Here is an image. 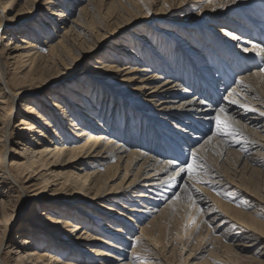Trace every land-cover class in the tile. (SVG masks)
Instances as JSON below:
<instances>
[{
    "label": "bare ground",
    "instance_id": "obj_1",
    "mask_svg": "<svg viewBox=\"0 0 264 264\" xmlns=\"http://www.w3.org/2000/svg\"><path fill=\"white\" fill-rule=\"evenodd\" d=\"M38 1L10 0L5 10L0 12V236L3 239L0 245V264H167L162 254L166 247L169 249L168 264H184L191 255L189 252L184 259L180 255L181 249L186 246L184 242L181 243L178 232L174 231L173 235H163L161 232L163 226L168 228L172 214L178 208L176 201L172 200L177 192L180 193L182 202H186L193 212L196 211L195 205L210 208L206 211V217L210 222L217 223L211 229L203 222L202 228L198 229L195 241H206L204 248L210 246V251L206 258L195 264H230L235 262L237 252L242 253L245 249L258 245L259 248L253 253L255 257H248L246 261L264 264V233L260 227L263 224L251 217L260 216L264 211V191L256 194L247 190L249 194H246V205L236 201L233 195L234 191L242 192L243 185L238 180L244 169L250 174H257L264 181V116L260 115L263 110L259 107L256 111L245 112L237 105L220 99L222 93L223 96L227 95L228 90L233 88L237 91L235 98L249 107L252 105L247 100L250 95L264 99V76L257 71L254 72L255 75H244V85H237L235 82L232 88L229 85L236 80H232L234 71L254 67L257 61L245 58L242 52L243 55L240 56L233 51L228 42L234 43L235 40L229 36L228 42L214 41L213 48L220 50V62L213 64L217 65L215 69L222 70L225 67L227 75L224 68L222 74L217 72L221 78L224 75L222 88L206 87L203 84L207 85L204 76L206 73L203 71L207 72L214 60L209 63L212 56L204 53L206 48L201 47L199 50L198 47H191L188 40L181 37V33V36L176 35L180 40V47L172 54L165 50L159 52L157 46L148 45L146 34L142 36L140 33L135 34L134 38L145 48L142 55L130 47H134L133 42L114 45L116 49L112 51V59L99 55L83 75L91 76L90 87H95L97 97L102 95L107 100L120 101L127 113L142 117L141 121L148 126L150 136L142 134L136 137V134L128 131L121 132L117 119H112L110 123L107 121L110 124L108 127L102 120L95 121V115L89 116L84 110L94 100L91 96L84 98L87 101V105H84L85 100L78 103L73 99L74 94L66 91L64 94L67 96L63 94L62 101L56 88L61 82L73 79V71L81 65L82 60L99 54L105 48L108 37L112 42L123 37L121 32L125 25L122 21H127V13L132 17L136 16L137 21L152 22L153 30H157L160 25L158 20L180 10L186 0H49L48 3L41 1L42 4L37 5ZM143 1L148 2L145 4ZM260 1L264 0H237L235 4L228 3L222 9L227 19L224 21L211 17L208 19L209 23L224 26H216V34L232 32L241 37V42L249 39L257 42L264 40V4ZM200 2H204L199 5L202 7L199 12L202 13L208 5L211 6L208 8L210 11L221 10L218 5L225 3V0H213L212 3H208V0L196 1ZM13 3H19L21 10L14 16H7ZM242 5L251 12L248 16L240 15ZM31 7L35 8L28 12ZM73 7L76 8L74 11L71 10ZM37 10H47V15L43 13L40 17L41 24L35 23L28 29L24 28L25 30L16 25L17 22L27 20ZM71 12L76 15L74 20H70L71 15L68 17L67 13ZM92 21L95 27L90 25ZM245 26L247 29L250 26V30H246ZM94 28L97 30L93 33L91 31ZM232 29L239 30L240 33ZM22 34L25 37L20 38L19 35ZM92 40L97 45L92 44L79 50L77 63H73L72 59L69 60L71 64L61 62V59H65L67 49H78L81 44ZM42 46L47 48L46 56L42 55ZM122 56L126 62L119 59ZM60 62L67 66L62 67ZM58 66L65 71L55 72ZM104 83L121 86V89L118 88L114 94L106 87V90L101 87L105 86ZM211 89L214 91L211 92ZM72 92L75 93L74 90ZM44 93H47L45 97L49 105L36 101ZM199 100H205L206 103L201 105ZM64 101L67 104H77L67 106ZM18 103L21 107L19 112L16 111ZM220 104L239 121L237 127L242 135L238 138L241 143L225 144L221 142V138H214L211 143L205 144L214 127V121L210 117L215 115L214 110ZM76 108L81 110L77 115ZM92 109L95 106H91ZM98 110L100 112L101 108ZM58 114L62 122L56 120ZM82 116L89 117L94 124L88 125ZM15 118L18 121L15 130L21 135L17 139L23 142V147L21 154H15L16 158L11 160L10 144L14 143L11 141L9 128ZM63 122L70 123L67 129L73 136H68L70 132L64 129ZM25 136L31 137V142ZM54 136L55 140H50ZM202 144L209 149L201 152L209 169L208 174L203 177L208 183L197 184L192 188L186 178H178L171 184H163L167 174L162 170L168 167L167 161H183L190 155L192 148H199ZM214 147L220 152L215 156L219 158L216 159L217 163L212 164L208 161V154L215 151ZM230 149L237 151V158L240 157L239 162L236 161L239 167L232 169L231 173L228 157L232 153ZM61 166H71L74 170L67 172L64 179L51 178L55 174L51 170ZM168 171L171 172V169ZM33 180L39 184L32 185ZM181 184L190 186L192 199L179 186ZM39 185L42 187L35 189ZM48 186L55 189L46 193ZM27 193L31 195L33 205V211L29 215L31 224L16 227V242L7 244L5 239L8 233L13 230L16 221H21L18 211L22 197ZM80 194L96 203L95 209L91 207L93 211L84 210L81 206L74 208L75 205L70 203L66 205L69 211H62L65 205L61 207L50 202L49 204L57 206L54 209L43 203L46 202V196L78 200ZM146 194L149 196L145 197ZM133 195L140 200L135 203L141 204L143 211L117 202L118 199L128 200ZM144 199L148 201L146 205H142ZM15 202L16 205L12 207L11 204ZM60 202L63 203L64 199H60ZM105 202L119 203L117 206L122 209L116 210L115 207L108 211L136 224L134 226L140 231L139 234L133 233L132 227L126 222L101 214L99 207H104ZM240 204L242 210H238ZM186 205H182V209L186 210ZM260 205L262 208L257 209ZM94 211L99 214L96 215ZM76 214L85 220L81 219V223H78ZM199 217L200 214L195 219L198 220ZM219 231L223 238L215 236ZM159 235L164 239L162 245L158 241ZM126 242H131L132 247L130 252L123 254L127 249ZM82 244L89 245L84 251L91 258L81 252ZM100 246L105 249H97ZM190 247L192 250L195 248L193 245ZM114 251L121 254L116 252L118 255L113 256ZM134 254H138L139 259H133ZM174 254L180 261L176 262Z\"/></svg>",
    "mask_w": 264,
    "mask_h": 264
},
{
    "label": "rangeland",
    "instance_id": "obj_2",
    "mask_svg": "<svg viewBox=\"0 0 264 264\" xmlns=\"http://www.w3.org/2000/svg\"><path fill=\"white\" fill-rule=\"evenodd\" d=\"M9 1L10 0H0V4H2V8H0V12L3 11V9L5 10V7L8 5ZM41 1H44V0H39L37 2V5L42 4ZM50 1H54V0H50ZM60 1L63 2L62 0H60ZM118 1L122 2L123 0H118ZM196 1L197 0H186L184 6L180 10L167 14L164 17V19L162 18V20H161L162 22L160 20H158L160 25L157 26V30L156 29L153 30L152 22L146 23V21H139V20L137 21L136 20L137 19L136 16L132 17L129 13H127V17H125V19L127 21L126 22L122 21V24L125 25V27L123 28V30L121 32V34H123V37L121 39H119L117 42H112L110 40V37H108V40H105V42H106L104 44L105 48L102 49L99 52V54H97L95 56H92V57L88 56L89 58H87V59L85 58L84 60H82L81 65L79 67H77L74 71L72 70L73 73H75L74 74L75 76H73V79H71L70 81H68L66 83L61 82L60 84H58L56 89L58 91L57 94L60 96L59 97L60 100L63 101V99H64L63 94L66 91H71V93L74 94V96H75V98H73L74 101H77L78 103H79V101L81 103V100L84 101L85 100L84 98H89L91 96L94 100H92L91 103L88 104V105H87V101L85 100L86 103L84 102V105L86 104L88 107L86 106L87 108L86 109L84 108L85 109L84 111L89 116L93 117V115H95L94 116V120L95 121L96 120H102V122L104 121V125L110 127V124H107V121H108V123H110V121L112 119H117L116 123L120 127L121 132H123V131L127 132L128 131L130 133L136 134L137 135L136 137H139V135H142V134L148 135V132H147L148 126H146L145 122L142 123V121H141L142 117L138 118L137 114H135V113L134 114L133 113H129V112L127 113L126 109L124 108V106H122V103H120V101H114V100H109V99L107 100L102 95H99V97H97L96 94H95V90H94L95 87H90L89 78L91 76H87L85 74L83 75V73H85L87 71L88 67L92 66L94 64L93 60L96 57H99V55L105 56L107 59H112L111 55L114 52L113 50L116 49L114 47V45H118L120 43H123V44L126 43L127 44L128 42H133L134 43V47L131 46V45H130V47L134 50V52H136L137 54L139 53L141 55H142V53H145V51H144L145 48L142 47L143 45L141 43H139V42L137 43L136 39L134 38V35L135 34H139V33L142 36L146 34V36H145L146 39L145 40H147L148 45L152 44L154 46H157L159 52H162L163 50H165L167 53H169V52L171 54L172 53H176V50L179 49L180 44H181L180 40L177 39L178 37H176V35L177 36L178 35L181 36L180 33L182 34L181 37H184V39L188 40V42L190 43L191 47L193 46V48H196V49L198 47L199 50L201 49V47L202 48L203 47L206 48V50H204V53L206 52V55L209 53L212 56V59H210L209 63L212 60H214V62H212V66L209 68L210 70L207 69V72H206V70L203 71V72L206 73V75H204V76L206 77L207 85L205 83H203V84L206 87L218 86V87L222 88V82L225 80L224 77H223L224 75H222V78H221V75H219L217 72L219 71L222 74V70L224 68V71L226 72V75H227V69L225 67H223L222 70H220V68H216L215 69V67H217L216 64H218L220 62V60L218 59L220 50L219 49L217 50V49L213 48V46H214V41L215 42H220V41L228 42L227 40H230V39H228V36L223 34V33L216 34V30L217 29H215V27L216 26L224 27V26L223 25L221 26V25L210 24L208 19L211 18V17H215L217 20L221 19V20L225 21L227 18L224 15V13H222V9L223 8H220L221 10L210 11V9L208 10V8H210L211 6L208 5L209 7L206 6L207 8L206 9L204 8L202 13L199 12L200 9L202 8V7H199V5L204 4V2L196 3ZM200 1H203V0H200ZM143 2L146 4L148 1H143ZM260 3L264 4V1H262V2L260 1ZM18 4L19 3H17V4L13 3L11 5V7L9 8L10 11H8L6 13V15L7 16H14V14L17 11L21 10ZM256 6H257V4L254 7H256ZM44 7L47 8L48 6H44ZM34 8L35 7H31L30 9H28V12H29V10H33ZM253 8H252V10H253ZM75 9H76L75 7L71 8L72 11H74ZM128 9H130V8L128 7ZM241 9L242 10L240 12L241 13L240 15H243V16L247 15L248 16L249 13H251V12L247 11L248 9H246L245 5H242ZM67 11H68V9H67ZM252 12H254V11H252ZM43 13L47 15V10H37V12H34L31 16H29V18L27 20H23L21 22H17L16 25L20 26V29H24V28L28 29V27L34 26L33 24H35V23H40L41 24V19L42 18H40V17L43 15ZM198 13H200V14H198ZM67 14H68V17H70V15H71L70 20H74L76 18V15L73 14V12L67 13ZM231 19H233V18H231ZM97 20L98 19H96L95 21L97 22ZM158 22H156V23L158 24ZM256 22H258V21H256ZM90 25H93L95 27L93 21H92V23ZM160 26H162V27H160ZM150 27L152 28V30H151ZM249 27L250 26H248V29H247V26H245L246 30H250ZM245 28H244V30H245ZM96 30L97 29L94 28L91 32L94 33V31H96ZM149 30H150V32H149ZM232 30L236 31L238 34L240 33L239 30H236V29H232ZM61 33H62V31H60L59 34H61ZM99 34H103V32H99ZM159 34H161V35H159ZM241 35H243V34H241ZM19 37L22 38V37H25V36L22 34V35H19ZM112 39L115 40V38H112ZM97 42H100V41L97 39ZM97 42L92 40V41H89L86 44L85 43L81 44L80 46L77 47L78 49H75L74 47L72 49H67L65 51V53H64L65 59L64 60L61 59V62L63 61V63H64V61H66L68 64H71V63H69V60L72 59L73 63H77L79 61L78 57L80 56L79 55L80 54L79 50L85 49V47H88V46H92V44L97 45ZM54 43H55V41L53 43H51V44H54ZM228 44H229V46H231V49L233 51H236L237 53H239L240 56L243 55L241 53L240 47L237 46V42L236 41L234 43H231V42L229 43L228 42ZM168 48H170V49L168 50ZM40 49H41L42 55L46 56L47 53H48L47 48L42 46ZM146 49H147V47H146ZM148 52H149V50H148ZM132 58H134V57H132ZM119 59H121V61H125V57H123V56L120 57ZM226 59H228V58H226ZM252 60H255V59H252ZM61 62H60V65L62 67H66L67 66V65L61 64ZM125 62H123V63H125ZM213 63H216V64H213ZM220 65L222 66L223 64L220 63ZM225 65H227V62H226ZM231 66H232V64H230V70H232ZM198 67H200V66H198ZM63 71H65V70H63L59 66H58L57 70H55V72H57V73L63 72ZM72 71H70V72H72ZM255 71H257L256 65H254V67L253 66H248L246 68V70L244 69V70H241V71H238V72L234 71V73L232 74V77H233L232 80L239 78L241 75H243V76L247 75V74L249 75V72H253L254 73ZM191 73L193 75V72H191ZM214 77H216V79H212ZM234 82H235V80L231 81L229 83L231 88L234 86V84H235ZM258 82H260V81H258ZM101 87L103 89H105V90L107 88V90H109V92L112 91V93H114L121 86L119 87V86L112 85V84H108V85L105 84V86L102 85ZM124 87L126 88V86H124ZM73 90H74V92L76 94L72 92ZM211 90H212L211 92L214 91L213 89H211ZM61 91H63V93H60ZM76 91H78V92H76ZM106 93H107V91H106ZM28 94H31V93H28ZM46 94L47 93H44L42 96H40V100H36V101H38L39 103H47L49 105L50 103L47 101V98L45 97V96H47ZM263 94H264V92H263ZM221 95L222 96H221L220 99L223 100V97L226 96V95L224 94V96H223V93ZM24 96L34 97V96H31V95H25V94H24ZM64 96L66 97L67 95L64 94ZM55 99H57V98H55ZM102 99H103V101H102ZM247 100H248V102H250L248 104H250V105L252 104L250 106V108L260 109L259 107H262L260 110L264 111V99H262L261 97L257 98V96L256 97H252V95H250L249 97H247ZM256 100H258V102ZM58 101H59V99H58ZM65 102L66 101H64V103ZM101 103H103L102 107H101ZM207 103L209 105H212V103H210V102H207ZM65 104L67 106H73V105H75L77 103L73 102L72 104H69V102H68V104H67V102H66ZM93 104H95V105H93ZM91 106H95V109L91 110ZM100 108H101V111L99 112L98 109H100ZM77 110H78V112H77ZM77 110H75L76 115H77V113H79L80 109L78 108ZM16 111H18V112L21 111V107H20L19 103L16 106ZM92 113H94V114H92ZM104 117H105V120H103ZM82 118H83V120L87 121L88 125L94 124L92 120H89L90 119L89 117H88L89 119L86 118L85 116H82ZM16 119L17 118L12 119V121H11V126L12 127L9 128V134L11 135L10 138H11V141L14 143V144H10V148L12 150L10 152L9 159H11V160H14L16 158L15 154H16V156H17V154H21L20 151H21V149L23 147V146H21L23 144V142H21V140H19V138L17 139V137H18V135H20V133L19 132L17 133V131L15 130V126L18 124V121ZM56 120L62 122V119L60 118L59 114L56 116ZM69 124H70L69 122H67V123L63 122V127H64V129H66V131H68V133L70 132L68 134V136L71 137V135L73 136V134H72V132L70 130L67 129ZM96 128H98V127H96ZM15 132H16V134H15ZM120 136H121V133H120ZM148 136H150V135H148ZM20 137H21V135H20ZM136 137H135V139H136ZM26 139H28V142L29 141L31 142V137L28 136V137H26ZM38 139L40 140L39 137H38ZM51 139L55 140V136H54V138L53 137L50 138V140ZM213 150H215V151L217 150L216 151L217 154H213L215 152V151H213L211 154L210 153L208 154V156L210 155L209 157L207 156L208 158H210L209 160L206 157V159L209 162H211L212 164L213 163H217L218 160L216 161V159H219V158H216V157L218 156V154L220 152L217 147H214ZM230 150H232V149H230ZM145 152H147V151H145ZM231 152L232 153L228 156L229 159H230L229 160L230 161L229 162L230 163V173L232 172L231 171L232 169L234 170L236 167H239L238 163H236V161L239 162V159H240L239 156L237 158V155H238L237 151L232 150ZM73 170H74V168L72 169L71 166L54 167L51 171L55 172V174L53 175V177H51V176L50 177L53 178V179H61V178L64 179L65 178V174L67 172L73 171ZM35 180H33L32 185L39 184V182H36ZM238 181L243 185L244 188L241 186L242 192L235 193V191H234L233 195H234L236 201L243 202L244 205H246L247 200H248V196L246 194H249V193L247 192V190L249 192H251V193H256V194H262V192L264 191V181L261 178H259L257 174H255V173L250 174L245 169L240 174V178H239ZM40 187H42V186L39 185V186L35 187V189L40 188ZM189 188H190V186H189ZM47 189H46V193H51L55 188L48 186ZM230 192H232V191H230ZM49 195H51V194H49ZM83 195L84 194H80L78 200H70V198L61 197V196L49 197V196L45 195L47 199H46V202H43V203H45L48 206H52L51 208H54V209L57 206H53V205L49 204L50 202H55L56 205H61V207H63L65 205V207L62 208V211L63 210L69 211L67 209L68 206H66L68 203H70L71 205H75V206H73L74 208L81 206L80 208H83L84 210L93 211V210H91V207L92 208L94 207V209H95L96 203L92 202L91 200H89L87 197H85ZM148 196H149V194H146L145 197H148ZM30 197H31V195L29 193H27L26 195H24L22 197V202L20 204V210L18 211V216L20 217L19 219L21 221L19 223L16 221L14 227L12 228L13 230L8 233V235H7L6 239H5V243H7V242L15 243L16 242V238H17V236H16L17 228H21L23 225L26 226L29 223L31 224V220H30L29 215H31V213L33 211L32 210L33 205H32V199ZM60 199H64V202L63 203L60 202ZM69 200L72 201V202H70ZM117 202L122 203L124 206H126L128 208L129 207L130 208L135 207V208H138V210H142V211L144 210L142 208V206H140L141 204H136L135 203V202H140V200L138 201L136 195H133L128 200H124V201H123V199H118ZM181 202H182V199H181V196H180V199L176 200V203H177L176 205H177L178 208H176V210L172 214V219H171L172 221L168 225V228L166 226H163V228H161V232H162L163 235H166L167 233H168V235H173L174 231L178 232L177 236H179L180 239L182 240L181 243L184 242L185 243L184 246H186L183 249H181L180 255L183 257V259L188 256L189 252H190V255H191L190 258H187V260H185L184 264L199 263L204 258H206L208 252L210 251L209 250L210 246L204 248L206 243H207L206 241L205 242L204 241H202V242L201 241H195L194 238L197 235L198 229L202 228V223L203 222L205 224H207L209 226V228H211V229H213V227L215 225H217V223L216 222H210L208 220L209 218L206 217V211L209 210L210 208L206 209V208H203V207H201L199 205L198 206L195 205L196 206V211L193 212V211H191V209L188 208L189 206L186 205V202L185 203L182 202L183 204ZM233 202H235V201H233ZM119 203H117V204H119ZM147 203H148L147 199H144L142 201V205L143 204L146 205ZM117 204H115L114 202H105V205H103L104 207H99V210H100L101 214H103L105 216H108L110 218L114 217V219H118V220L120 219V220L126 222V224H128V226L132 227L133 233L135 232V234L138 235L140 231L137 228H135L134 225H136V224L131 223V222L129 223V221H127L126 219H124L121 216L117 215L116 213L108 211L109 208H115V207L117 208L116 210L122 209L119 206H117ZM184 204L187 206L188 209L186 208V206H185L186 210L182 209V205H184ZM11 205H12V207L15 206L16 202L12 203ZM71 205H69V207ZM260 208H262L261 205L259 207H257V209H260ZM11 209H13V208H11ZM99 210H97V211H99ZM123 210H127V209H123ZM238 210H242V204L239 205ZM74 211L72 210V212H74ZM94 213H96V215L99 214L98 212H95V211H94ZM198 214H200V217L197 218L198 220H196L195 217ZM251 217L255 218L256 221H258V222L263 224L260 227L262 229V232L264 233V229H263L264 228V218H261V217H264V211L262 212V214L260 216L252 215ZM75 218H77V220L79 219L77 221L78 223H81L80 220L84 219V218L77 217V214L75 215ZM175 220H176V222H174ZM138 225H140L139 222H138ZM220 234H221L220 231L216 232L215 236L222 237ZM2 241H3V239L0 236V245H1ZM158 241H159V243L161 245L164 243V239H163L162 235L161 236L159 235ZM113 243L116 244V242H113ZM126 243L128 244L127 247H126L127 249L125 250L126 252H122L123 254H127L128 252H130L131 247H132L131 242H126ZM200 243H202L203 245L202 244L199 245ZM7 244H9V243H7ZM195 244H198V245H195ZM191 245L195 246L194 250H192V247H190ZM86 246H89V245H86ZM86 246H84L82 244V249L83 250H81V252L82 253L84 252L86 257L88 256V257L91 258V255H89V253L84 251V249L87 248ZM177 246L179 247V245H177ZM259 246L260 245L254 247V248H251V249H245L242 253H238L237 252V258L234 260L235 262L230 263V264H256L255 262H250L249 260L247 262L246 258L255 257L253 253H255V251L259 248ZM91 247L94 248L96 246H92L91 245ZM99 248L105 249L104 247H101V246L97 247V249H99ZM168 250H169L168 247H166L165 249L162 250V254H164V258H165L164 260H165V262L167 264L169 263V259H168L169 256H167L168 255L167 254ZM116 252L119 253V251H114V253H112V255L113 256H115V254L118 255ZM119 254H121V253H119ZM173 256H174V258H175V260L177 262L179 260V257L177 255H175V254ZM2 257L5 258V256H2Z\"/></svg>",
    "mask_w": 264,
    "mask_h": 264
},
{
    "label": "snow or ice",
    "instance_id": "obj_3",
    "mask_svg": "<svg viewBox=\"0 0 264 264\" xmlns=\"http://www.w3.org/2000/svg\"><path fill=\"white\" fill-rule=\"evenodd\" d=\"M35 2V0H34ZM45 3H48L49 0H44ZM213 0H208V3H212ZM237 0H225V3L218 5L220 8H224L226 4L231 3L235 4ZM167 7V5H165ZM225 35L231 37L233 40L237 41V46L240 47L241 52L245 54V58H254L257 61V72L264 76V40L259 42L249 39L247 41L241 42V37L235 35L232 32H226ZM256 73L249 72V75H255ZM237 85H244V76L241 75L235 80ZM246 87V85H245ZM237 91L235 88L228 90L227 95L223 97V100L228 102V104L237 105L239 108L247 111H256L254 108H250L247 104L241 103L235 97ZM199 104L204 105L205 100H199ZM183 107V105H181ZM215 115L210 117L211 121H214V127L211 130V135L207 137L205 144L211 143L214 138H221V142L228 144H239L241 140L238 138L242 135L240 129L237 127L239 121L236 119L235 115L229 113L228 109L220 104L215 108ZM261 116H264V111L260 112ZM207 149L203 144L199 148H192L190 150V155L183 161L177 159H170L167 161L168 167L163 169L167 174V178L162 181L163 184H171L176 181L178 178L183 180L187 179L192 188H195L197 184L208 183L203 179L205 175L208 174L209 169L205 157L201 155V152H207ZM246 151V149H244ZM213 154H216L215 152ZM171 169V172L168 169ZM182 174H186L182 175ZM185 192L189 193V199H192L190 188L188 184L179 185ZM198 191V189H197ZM219 194V193H217ZM180 199V193L177 192L172 197L173 201ZM264 218V217H261ZM135 247V244L133 245ZM133 259H139L138 254L133 255Z\"/></svg>",
    "mask_w": 264,
    "mask_h": 264
}]
</instances>
